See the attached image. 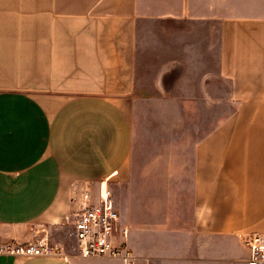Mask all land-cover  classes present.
Returning a JSON list of instances; mask_svg holds the SVG:
<instances>
[{"label":"crops","instance_id":"crops-1","mask_svg":"<svg viewBox=\"0 0 264 264\" xmlns=\"http://www.w3.org/2000/svg\"><path fill=\"white\" fill-rule=\"evenodd\" d=\"M152 57L170 122L141 153ZM104 181L135 264H248L264 236V0H0V243L45 234L62 252L0 264H123L72 236L73 189Z\"/></svg>","mask_w":264,"mask_h":264},{"label":"built area","instance_id":"built-area-1","mask_svg":"<svg viewBox=\"0 0 264 264\" xmlns=\"http://www.w3.org/2000/svg\"><path fill=\"white\" fill-rule=\"evenodd\" d=\"M104 184V186H103ZM72 197L79 207L71 215L72 236L76 250L83 258L118 259L123 264H135L136 257L127 247V230L120 226V218L107 181L100 183L97 196L84 187ZM249 249L248 264H264V236L245 241ZM0 255L13 257H56L61 256L59 248L53 246L47 235L27 243H0Z\"/></svg>","mask_w":264,"mask_h":264},{"label":"rangeland","instance_id":"rangeland-1","mask_svg":"<svg viewBox=\"0 0 264 264\" xmlns=\"http://www.w3.org/2000/svg\"><path fill=\"white\" fill-rule=\"evenodd\" d=\"M153 42L157 43L159 51H167L165 53L168 58L169 54H171V52L167 50L170 49L168 46L169 41L163 40V37H158V39L153 40ZM146 60L147 61H145V63H143V65L139 67V72L143 76L139 81V86L141 87V89L138 93V101L136 102L131 119L132 124L136 130L135 138L137 140L145 141L143 147L140 148L141 153L152 151V144H150L149 142H151L155 138V130L159 128V125L168 124L170 122L169 116L167 115L165 110L159 112L158 108L156 107L157 100H155L154 97L157 93H155L154 85L150 82L157 70V66H159V64L161 63V60L159 62L158 59L154 60L153 57L151 60H148V58ZM177 75L178 72L174 71L170 76L167 77L165 84L167 88L174 87V80ZM184 92L185 85H178V93L184 94ZM214 110L215 109L211 108L205 110L206 112L204 113V115L199 116L198 122H213V120L216 118L215 115L217 114Z\"/></svg>","mask_w":264,"mask_h":264},{"label":"bare ground","instance_id":"bare-ground-1","mask_svg":"<svg viewBox=\"0 0 264 264\" xmlns=\"http://www.w3.org/2000/svg\"><path fill=\"white\" fill-rule=\"evenodd\" d=\"M103 186H104V184H103Z\"/></svg>","mask_w":264,"mask_h":264}]
</instances>
